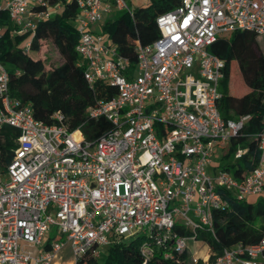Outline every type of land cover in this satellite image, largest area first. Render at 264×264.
<instances>
[{
	"label": "built area",
	"instance_id": "built-area-1",
	"mask_svg": "<svg viewBox=\"0 0 264 264\" xmlns=\"http://www.w3.org/2000/svg\"><path fill=\"white\" fill-rule=\"evenodd\" d=\"M74 1L75 52L83 76L109 84L115 94L86 109L109 128L88 141L70 130L60 112L45 124L29 103L10 95L9 74L0 63V128L18 131L5 172L0 173V264H54L70 244L75 263L101 247L142 240V264L152 257L185 264L181 258L198 232L213 234V211L264 194V129L258 161L247 173L236 163L248 152H230L249 115L223 119L219 111L224 62L208 48L232 31L264 35V0H180L156 20L158 37L135 46L136 64L118 55L108 35L92 26L113 8L133 20L126 0ZM61 4L49 0H0L27 49L37 24ZM232 157L231 170L214 163ZM237 171V174H236ZM52 226L57 238L49 237ZM189 228L191 231L189 232ZM176 229L184 235L178 236ZM203 244V243H202ZM208 247V246H207ZM188 255V264H264V235L238 242L213 261Z\"/></svg>",
	"mask_w": 264,
	"mask_h": 264
},
{
	"label": "trees",
	"instance_id": "trees-1",
	"mask_svg": "<svg viewBox=\"0 0 264 264\" xmlns=\"http://www.w3.org/2000/svg\"><path fill=\"white\" fill-rule=\"evenodd\" d=\"M60 3V9L50 18L40 21L30 39L27 49L21 47L25 35L13 34V27L5 11H0V63L9 74L8 91L23 103L31 105L33 116L45 123L53 122L52 115L60 112L70 130L79 128L85 140L94 141L108 128L103 117L91 118L85 114L101 99H109L115 89L109 84L96 80L90 86L83 76V64L75 52L78 40L73 21L78 13L74 1L49 0ZM180 0H148L133 9V20L121 12L103 23L101 32L108 35L118 55L128 61L132 69L136 64L135 46L151 43L158 37L156 18L178 5ZM257 35L235 30L218 38L208 50L224 62L223 78L220 81L219 111L223 119H236L249 115L241 135L231 140L229 150L237 145L247 146V154L236 163L238 172L247 173L258 161L257 139L254 137L264 129V54L257 44ZM50 41L58 51L62 62L45 68V63L30 53L39 52L43 41ZM235 62L246 93L233 96L229 93L232 62ZM18 131L4 125L0 128V173L5 172ZM223 169L232 167L222 164ZM237 174V171H236ZM213 234L198 232L195 239L208 246L209 261L222 251L241 242L251 244L264 235V194L244 201L230 200L228 208L212 213ZM178 236L183 230L176 229ZM139 238L123 240L107 246L102 264H142ZM101 255V253H100ZM188 253L181 256L184 262ZM98 258L86 254L75 264H98ZM149 264H174L171 260L152 257Z\"/></svg>",
	"mask_w": 264,
	"mask_h": 264
},
{
	"label": "rangeland",
	"instance_id": "rangeland-1",
	"mask_svg": "<svg viewBox=\"0 0 264 264\" xmlns=\"http://www.w3.org/2000/svg\"><path fill=\"white\" fill-rule=\"evenodd\" d=\"M126 3L130 8H135L136 6L139 5V3L146 5L148 3V0H126ZM119 13L121 12L113 8L110 13L106 14L103 17L102 23L111 19V17H114L115 15L117 16ZM92 29L98 31L100 30V25L95 24L92 26ZM257 44L262 54H264V35L257 37ZM30 54L34 58H39L43 60V62L45 63V68L54 67L62 62V59L58 51L53 46V44L48 40L42 42L41 49L39 52H31ZM247 91H248V88L243 84L239 76L237 65L233 61L232 67H231V79L229 83V93L233 96H239V95H242L243 93H246ZM232 161H233L232 157H222V152L220 149L217 150V153L215 154L213 158L214 163H220V164L229 165ZM230 169L233 170L231 167ZM190 231L191 229L189 228V232ZM48 235L50 238H57L58 237L57 227L52 226L51 229L49 230ZM62 240L64 241V246L62 250L58 253L57 257L55 258L54 264H75L72 261V255H71L69 242L66 241L64 237ZM125 240H128V239H125ZM106 249H107V246L101 247L102 251H101L100 259L97 260L98 264H102L101 263L102 257L104 256V252ZM187 251H188V255H195L197 257L202 258L207 253L208 247L205 244L189 240L187 242Z\"/></svg>",
	"mask_w": 264,
	"mask_h": 264
},
{
	"label": "crops",
	"instance_id": "crops-1",
	"mask_svg": "<svg viewBox=\"0 0 264 264\" xmlns=\"http://www.w3.org/2000/svg\"><path fill=\"white\" fill-rule=\"evenodd\" d=\"M139 5H142V4H141V3H139ZM139 5H138V6H139ZM136 7H137V6H136ZM104 16H105V15H104ZM115 16H116V15H115ZM115 16H114V17H115ZM112 18H113V17H111V19H112ZM98 25H100V30H98V31H96V30H93V29H92V30H93L94 32H96V33H102V32H101V28H102V25H103L102 21H101V22H99V23H98ZM102 34H103V33H102Z\"/></svg>",
	"mask_w": 264,
	"mask_h": 264
}]
</instances>
